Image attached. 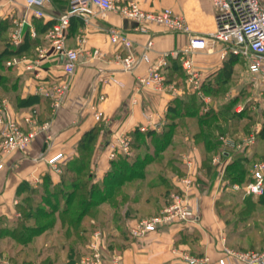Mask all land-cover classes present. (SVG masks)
<instances>
[{
	"label": "crops",
	"instance_id": "crops-1",
	"mask_svg": "<svg viewBox=\"0 0 264 264\" xmlns=\"http://www.w3.org/2000/svg\"><path fill=\"white\" fill-rule=\"evenodd\" d=\"M113 1L117 5L135 3L150 12L168 8L182 15L194 32L209 33L216 30V12L210 0ZM68 9L69 0H49L42 8L43 17H36L35 8L27 7L23 0H0V45L3 40L11 42L12 34L21 30L24 44L15 57L19 59L26 57L35 65L32 70H25L26 62L22 63L20 68L8 66L4 75L17 83L16 92L22 99L28 97L37 99L32 105L19 109H16L17 106L9 95L2 94L0 101L8 99L18 115L35 112L38 118L44 120L43 122L51 121L50 128L36 137L27 150L12 153L5 159V167L0 172V218L10 222L20 216L17 207L26 194L27 187L42 192L46 179L49 180L51 188L62 184L64 168L78 157L79 144L88 132L98 129L90 174L94 183H100L111 169L114 160L110 158L112 144H115L118 138L127 135L133 141L132 133L137 130L141 133H161L169 121L170 104L177 98L196 94L182 66V53L188 45L186 35L172 33L153 23L147 25V33L143 34L137 31L136 23L123 18L118 12L103 13L92 6L80 10L71 17L66 43L68 48L79 51V64L71 77L62 107L57 115L52 117L49 101L38 95L37 89L40 85L57 83L65 78L62 59L56 56L46 39V33ZM112 30L128 36L133 43V52L137 56L142 54L148 42H152L148 51L152 63L158 62L167 54V65L164 66L163 73L167 83L175 89L158 93L139 86L138 80L147 75L149 63L141 62L134 72H124L120 60L127 51L120 44L111 41ZM95 50H99L102 56H94ZM176 54L178 56H175ZM187 56L192 58L194 69L201 76L202 86L205 81L220 76L226 61L221 57L220 46H216L214 50L198 49ZM174 67L179 68L182 77L178 78L179 72H174ZM233 70L232 79L236 85L230 86L219 98L207 95L203 91L211 103L207 111L200 108V114H215L221 106L238 96V81L236 82L238 63L234 64ZM169 73H174V81L167 79ZM102 79H108V82L101 83ZM99 94L105 95L106 100L98 103L102 119L97 121L92 104L97 101ZM227 95H231L232 99L225 100ZM145 113L152 116L151 120ZM197 127V123H189V128L184 132L183 143L189 147V150L178 156L179 160L183 157L185 161L184 171L186 176L190 174L192 177V186L184 185L175 173H169L167 177L176 190L187 193L188 202L192 207L195 208L198 201L200 217L198 224L168 227L143 239H133L127 235L119 236L115 240L109 239L111 251L107 254L103 247V264H113L114 254L120 256L121 264H182L180 256L183 250L206 255L211 259V264H218L220 259L227 256L226 249L238 252L264 250V218L260 219L262 223L257 224L253 221L248 224L252 227L248 228L246 233L231 236L227 232L224 212H228L233 207L230 201L224 200V194L230 191L224 188L225 177L222 181L219 168L214 167L213 164V157L222 147L218 135L223 133L224 126L211 125L207 129L211 135L207 139V145L209 150L213 149L214 152L213 168L207 167L208 159L203 152L205 145L194 133ZM143 128L145 131H141ZM59 153L63 155L57 162L59 167L57 171L48 164V160ZM232 160L233 157L228 161L225 160V173ZM154 172L151 170L148 175L151 176ZM163 188L158 186L144 189V196L132 205L134 209L131 210L130 225L138 219L154 215L162 208L160 198ZM221 201H225L224 204H219ZM128 207L129 205H126L123 208L124 215ZM259 213L264 217V209ZM92 222L95 223V220ZM55 227L54 230L44 232L36 241L42 244L48 241V244L54 240L58 230V226ZM6 242L7 239H0V264L3 260L10 261L5 249ZM92 244H94V235L91 234L84 247L87 251L86 255L93 252ZM56 252L55 248H49L41 256L53 260V264H81V260L70 261L67 247L60 248L58 254ZM229 259L231 264H242L235 258Z\"/></svg>",
	"mask_w": 264,
	"mask_h": 264
},
{
	"label": "built area",
	"instance_id": "built-area-1",
	"mask_svg": "<svg viewBox=\"0 0 264 264\" xmlns=\"http://www.w3.org/2000/svg\"><path fill=\"white\" fill-rule=\"evenodd\" d=\"M27 7L35 8L34 15L43 17L42 8L49 0H23ZM216 12V30L209 33H197L192 31L182 15L174 13L171 9L165 8L161 11L150 12L142 9L135 3L117 5L113 0H70L69 9L58 21L48 29L46 39L50 42L53 51L59 59H62V66L65 78L57 83L38 86V95L47 99L50 103L51 115L56 116L62 107L66 93L70 86L71 77L74 75L79 64L80 53L78 50L68 48L67 31L71 23V17L80 10L89 9L94 6L101 12H118L123 18L137 24V31L147 33V25L153 23L166 28L175 34H183L188 38V45L182 53V66L188 76V81L192 84L193 90L204 101L203 109H209L211 100L202 90V79L194 69V62L187 56L198 49L214 50L216 46L221 47V57L224 59L228 55H234L243 61L248 75L252 77V83L256 87V92L247 102L250 105L264 106V0H210ZM111 41L120 44L126 49V54L121 57L120 63L124 72H134L141 62L149 63L147 75L139 78L138 84L141 87L149 88L161 93L174 90L175 87L169 85L163 73L164 66L167 65V54L158 62L152 63L149 56V49L152 42H148L140 56L133 52V43L124 33L112 30ZM11 43L18 47L23 43L21 30L16 31L11 36ZM94 56H102L99 50H95ZM175 56H178L176 54ZM26 62L25 70L34 69L33 61L26 57L12 58L7 61V66L20 68ZM115 81V79H113ZM108 79H102L101 83H107ZM116 82V81H115ZM227 100L232 99L227 95ZM106 100L105 95L99 94L97 101L92 104V110L97 121L102 119V112L98 109V103ZM244 105H239L236 111L242 112ZM151 120L152 116L145 113ZM51 121L41 122L35 112L18 115L10 105L8 99L0 101V172L5 167V159L12 153L27 150L34 139L50 128ZM145 131V129H141ZM260 127L251 133L239 136L238 139L224 132L218 135L221 143V150L213 157V164L220 170L222 181L225 174L226 161L230 160L236 153L247 154L257 141ZM48 140V138H47ZM133 154L132 139L125 135L118 138L112 144L111 159L118 155L130 157ZM62 153L55 155L48 160V164L59 171L58 160ZM251 181L246 184H230L224 180V188L232 193L240 194L243 197L264 195V160L254 162L251 167ZM184 185L191 187L193 179L187 175L183 179ZM196 201L195 208L192 207L184 191L173 192L167 203L162 207L157 215L143 218L136 221L129 228L131 237L143 239L152 233H157L162 228L185 227L187 225L198 224L199 214ZM93 252L81 259V264H103L104 252L101 232L94 234V244L91 245ZM227 256L218 261V264H231L229 258H235L242 264H264V250L262 252L246 251L238 252L226 249ZM182 264H211V259L206 255H195L188 250L181 252ZM113 264H121L119 255L112 256ZM1 264H11L9 260H3Z\"/></svg>",
	"mask_w": 264,
	"mask_h": 264
},
{
	"label": "trees",
	"instance_id": "trees-1",
	"mask_svg": "<svg viewBox=\"0 0 264 264\" xmlns=\"http://www.w3.org/2000/svg\"><path fill=\"white\" fill-rule=\"evenodd\" d=\"M23 44L24 41L20 46L15 47L8 40H3V43L0 45V97L2 94L11 96L12 102L17 106L16 109L28 107L37 100L35 97L22 99L16 92L18 88L17 83L4 75L5 69L8 67L7 61L18 55ZM225 59L224 68L220 76L214 77V80L204 82L202 90L207 95H214L218 98L224 95L230 86H232V83H234L232 79L234 64L238 63V65L244 66L243 61L234 55L230 54ZM176 71L179 72L178 78L182 77L179 68L176 69L174 67V72ZM173 74H168L167 79L169 81L175 80ZM236 106H238V97L221 106L215 114H200V104L198 105L195 95L175 99L169 106V121L165 129L161 133H141L139 130L132 133L134 156L126 157L119 155L112 161L110 171L100 183H94L90 174L91 159L98 137V129L88 132L79 144L78 157L70 161L64 168L61 185L51 188L49 180L46 179L42 192H37L27 187L28 189L25 190L26 194L22 197L17 207L20 216L11 222L5 218H0V239H7L6 247L9 245V242L20 247L16 256L9 257L11 264H53V260L41 255L49 248H55L58 254L60 248L66 247L69 252L70 261L80 262L84 255L87 254L84 247L91 236L88 229H94L95 223L92 221L96 220L99 214L104 213L103 210H100L101 206L108 205L118 207V209L120 207L123 210L125 207L123 204L126 203V205H129L127 210V214H129V210H132L130 209L132 205L137 203L140 197L144 196V189L146 187L150 189L158 186L164 187L160 198L162 207L169 200L173 192H179V190H176L172 186L170 179L167 177L168 173H176L174 166L179 160L178 156L169 157L167 160L169 165H166L164 168L165 175H168L165 176L160 172L155 173V181H147V175L151 171L147 167L159 159V152L164 151L172 143L174 136L178 135L183 129L186 131L189 128L190 122H195L198 127L194 133L195 136L199 137L200 142L205 145L203 152L206 154V159H208L207 167L213 168L212 155L214 152L213 149L209 150V146L207 145V139L211 137L207 130L208 126L223 125V133L229 132L232 137L238 139L239 135L243 133L242 130L248 127L245 125L242 129L241 126H238V122L243 126V122L250 121L252 115L251 112L248 113L247 105L239 113L235 110ZM40 121L43 122L44 120L40 118ZM263 136L264 129L258 134L256 144L250 152L247 154H234L233 160L224 174L227 182L230 184H246L251 181L248 163L254 159L251 164L252 167L254 162L264 160ZM151 148L152 152L150 151ZM261 149L262 151H260ZM142 150H145L146 154L144 156H141ZM258 154L261 155L259 158H256ZM134 182H139V187L137 186L135 189V198L128 202L130 195L128 189L131 185L133 187ZM166 185H168L167 189ZM121 188L125 190L123 195H119ZM240 198V195L232 192L224 194V200L230 201L231 206L235 199L240 200ZM248 198L251 199L240 201L243 207L242 210L245 212L249 211L250 213L247 216L256 214L253 211H258L260 206L264 208V195L259 197L249 196ZM39 202L45 204V206L35 205ZM223 202L225 201H221L219 204H224ZM161 209L157 210L154 215H157ZM55 215L57 216L54 217ZM247 218L243 215L236 219V223L238 222V226H240L247 222ZM113 224L112 235H108V240H115L122 235L131 237L124 221L121 224L113 221ZM55 226H58V230L55 233L56 237L54 240H51L48 244V241H45L42 244L41 250L37 251L38 242L36 239L44 232L54 230ZM241 233L238 231V234L235 233V235H240ZM6 253L8 254L7 251ZM29 254H36L35 259H31ZM195 255L200 256L197 253ZM39 259H41V263H36Z\"/></svg>",
	"mask_w": 264,
	"mask_h": 264
},
{
	"label": "rangeland",
	"instance_id": "rangeland-1",
	"mask_svg": "<svg viewBox=\"0 0 264 264\" xmlns=\"http://www.w3.org/2000/svg\"><path fill=\"white\" fill-rule=\"evenodd\" d=\"M236 78H237L236 82L238 81V96H237L238 97V106H236V108L239 107V105H244V106L247 105V107H248L247 110H249L248 113L251 112V115H252V118L250 121H244L243 122V124H244L243 126L241 125V123L238 122V126L239 127L241 126L242 129L244 128L245 125L248 126V127L244 128L245 131L242 130L243 133H241L242 135H239V136L241 137V136L247 135V133L249 134L252 131H255L257 129V127H260V132H261L262 129H264V106L261 107L260 105H257V106H255V109H252L254 107V103L250 105V102H247L251 97H253L252 95L256 92V87L252 83V77L250 75H248V73L246 72L245 67L243 65H238V74H237ZM232 85H236V84L232 83ZM195 97L198 100V105L200 104V108L203 109L204 106L206 105L205 101L198 94H195ZM226 97L227 96H225V100H226ZM201 109H200V111H201ZM183 132H185L184 129L178 135L174 136V141H172V143L169 144L164 151L159 152L160 153L159 159L155 163H152V165L150 164V166L147 167L148 170L151 169L152 171H155L154 173L151 174V176L150 175L147 176V181H150V182L153 180L155 181V179H154L156 176L155 173L160 172L163 175H165L164 168L166 165H169L168 161H167L169 159V157L180 156L189 150V147L187 145L183 144L184 143ZM263 144H264V142H263ZM150 151L152 152V148L150 149ZM260 151H262V149ZM145 154H146L145 150H142L141 156H144ZM260 155L261 154H258V157H256V158H259ZM131 156L133 157L134 155L132 154ZM252 161L248 163L249 170H251ZM184 164H185V161L182 157V158H180V160L177 161V163L174 166L175 172H176L175 176H178L179 177L178 179L182 183H183V179L186 177V171H184L185 167H183V166H185ZM186 165H188L187 162H186ZM167 175H165V176H167ZM137 186L139 187V182H134L133 187H132V185L129 186L128 190L130 192V195H129L128 202L131 201L133 198H135V189ZM167 186L168 185H166V189H167ZM165 191H167V190H165ZM123 193H125V190H124V188H121V190H119V195H123ZM248 197H242L241 196L240 200L235 199L234 202L232 199L233 203H232L231 207H233V209L229 210L228 212H224V217H225L224 220L226 221V224H227V232L231 236H234L235 233L238 234V231H240L242 233H246L248 231V228L252 227L250 225L248 226V224H251L253 221H254V223H257V224L263 222L260 219L264 218V217L261 216L259 213V212H262L264 209L261 206L258 209V211L257 210L253 211L256 214H251V216H247V215H250L249 211L245 212L242 210L243 207L240 204L241 203L240 201L251 199ZM35 205H40L42 207L45 206V204H43L41 202H39L38 204H35ZM164 205H165V203H164ZM164 205H162V207ZM123 206H126V203L123 204ZM117 209H118V207H111L108 205L101 206L100 210H103L104 213H101L98 215V218L95 220L94 229H91V228L88 229L89 230L88 232L92 235H94L96 232H101L102 239H103V245H104L103 247L106 250L107 254H108V252L111 251V247H109V244H108V235H112L111 231H112V226L114 225L113 221L119 222L120 224L124 221L125 226L128 225L127 226L128 229L131 227V225L129 224V220L132 218L130 212L133 211L134 207H132V211L129 210V214H127V212H128L127 211L125 215L122 213V208L119 207V209L118 210ZM243 215H245V217H248L247 222L238 226V222L236 223V219H238L239 217H241ZM56 216L57 215H55L54 217H56ZM123 217H124V220H123ZM125 219H126V221H125ZM138 220H140V219H138ZM259 221H261V222H259ZM178 226L179 225H175L174 227H178ZM163 229H165V228L160 229V231H162ZM41 247H42V243L39 242L37 245V251H40ZM5 249L8 252L9 257H13V256H16L17 252L20 250V247L18 245L13 244L12 242H9V245ZM29 256L31 259H35L36 254L35 255L29 254ZM21 257H23V256H21ZM36 263H41V259L37 260Z\"/></svg>",
	"mask_w": 264,
	"mask_h": 264
}]
</instances>
